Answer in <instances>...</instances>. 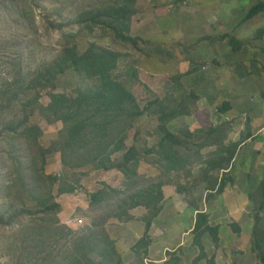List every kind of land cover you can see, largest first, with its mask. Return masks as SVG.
I'll use <instances>...</instances> for the list:
<instances>
[{
	"label": "trees",
	"instance_id": "trees-1",
	"mask_svg": "<svg viewBox=\"0 0 264 264\" xmlns=\"http://www.w3.org/2000/svg\"><path fill=\"white\" fill-rule=\"evenodd\" d=\"M136 1L102 2L82 10L73 21L91 31L96 27L110 30L114 38L138 48L149 40L130 33L137 13ZM39 5L36 0H0V26L8 24L35 31V10ZM262 12L264 3H257L248 9L242 23ZM52 14L55 17L47 19L46 26L61 31V52L52 61L26 70L22 53L12 51L15 55L4 61L3 73H7L0 79V138L17 139L6 152L3 168L7 179L0 183V199L5 202L0 206V230L5 237L1 255L10 264H124L116 240L106 230V222L113 219L127 223L136 220L134 211L142 210L139 220L144 223V234L131 251L136 261L144 264L152 244V226L163 211L164 188L173 185L178 194L189 193L179 180L193 177V169L199 167L191 186L202 185L206 200L223 193L228 179L232 180L230 171L238 150L253 138L250 121L238 142L226 143L233 132L230 121L211 126L201 141H195L188 127L173 130L170 124L190 117L200 101L181 80L204 68V63L192 66L185 75H177L174 87L165 97L154 95L141 105L127 83L114 76L121 53L95 41L79 48L76 37L64 30L70 24L58 21L65 19L62 10L56 8ZM12 39L0 34V54L20 46L17 38ZM221 39H228L236 51L242 47V42L234 37L225 35ZM68 70H73L78 79L73 94L57 91L59 76ZM44 94L49 97L47 104L42 101ZM216 109L227 114L232 105L224 101ZM150 115L157 116L159 123L157 143L146 145L143 151L136 144L128 147V135L138 119ZM42 121L61 124L57 135L45 146L40 142L43 129L38 122ZM55 153L65 174L45 172L47 156ZM143 161L158 171L159 177L140 175ZM90 170L116 171L123 178L122 186L103 183L100 189L89 191V209L101 215L90 226L74 230L60 223L61 205L56 196L70 195L80 188L79 180L68 179L66 171L81 174ZM259 184L248 198L253 206L252 248L256 264H264V227L260 228L264 180ZM190 203L197 211L192 233L199 251L190 264H216L215 257L206 256L202 239L209 235L219 245L220 227L211 224L209 213L201 210L196 201ZM235 224L233 231L239 233L241 227ZM170 256L162 264H180L176 253Z\"/></svg>",
	"mask_w": 264,
	"mask_h": 264
},
{
	"label": "rangeland",
	"instance_id": "rangeland-1",
	"mask_svg": "<svg viewBox=\"0 0 264 264\" xmlns=\"http://www.w3.org/2000/svg\"><path fill=\"white\" fill-rule=\"evenodd\" d=\"M110 1L36 0L40 5L35 10V31L29 32L8 24L0 26V34L12 40L17 38V45L20 44L0 54V79L7 73H3L4 61H7V57H13L16 51L22 53L26 70L52 61L61 52V31L46 26L47 19H54L52 12L56 8L62 10L65 18L58 21L70 24L64 30L76 37L79 48L84 49L95 41L121 53L114 76L127 83L141 105L151 96L165 97L174 87L177 75H185L192 66L204 63V68L192 75H185L181 80L188 91H194L200 97L199 106L197 104L190 117H181L172 122L171 128L177 131L188 127L194 133L195 141H201L211 126L230 121L233 132L226 142L229 143L242 138L249 120L253 138L238 150L230 171L232 180L228 179L223 193L206 200L202 185L191 186L199 167L193 169V177L179 180L189 193L178 194L173 185L164 188L163 211L152 226V244L144 264H162L171 258L172 253L181 259L180 264H190L199 254L193 243L192 229L196 213L190 203L193 200L201 210L210 213L211 224L221 229L219 245L214 244L209 235L203 237L206 256L215 257L216 264H256L257 257L251 240L253 206L248 195L253 194L259 182L264 180V12L243 23L242 18L249 8L264 3V0H137V13L132 18L130 33L149 40L140 43L138 48L114 38L110 30L96 27L91 31L73 21L82 10ZM225 35L241 41L242 47L234 50L228 39H221ZM11 44L15 43L12 41ZM12 51H15L14 54ZM77 80L75 72L68 70L59 76L57 91L73 94ZM42 101L48 103L47 94L43 95ZM224 101L231 103L232 110L220 114L216 108ZM38 123L43 129L40 142L45 146L57 135L61 124ZM158 124L155 115L139 118L128 135L127 146L136 144L143 151L146 145L156 144ZM16 143L17 139L11 136L0 138L1 184L7 179L3 168L6 152L11 144ZM46 159V174H65L58 153L48 155ZM71 172L66 171L68 179H78L80 188L73 194L56 196L61 205L58 218L60 223L78 230L90 226L101 215L89 209L87 193L100 189L103 183L119 188L123 178L116 171ZM158 173L146 161L141 163L140 175L157 178ZM4 203L0 199V206ZM133 213L136 220L119 223L110 219L106 222V230L116 240L124 264H141L136 261L131 248L144 234V223L139 220L143 211ZM233 223L241 227L239 233L233 231ZM263 227L264 212L260 221V228ZM3 233L0 230V264H10L1 255L5 243Z\"/></svg>",
	"mask_w": 264,
	"mask_h": 264
},
{
	"label": "crops",
	"instance_id": "crops-1",
	"mask_svg": "<svg viewBox=\"0 0 264 264\" xmlns=\"http://www.w3.org/2000/svg\"><path fill=\"white\" fill-rule=\"evenodd\" d=\"M198 106H199V104H198ZM237 154H238V152H237ZM237 156V155H236ZM196 213H195V215H194V218H196V214H197V211H195ZM210 214V213H209ZM154 225V224H153ZM221 230V229H220Z\"/></svg>",
	"mask_w": 264,
	"mask_h": 264
}]
</instances>
